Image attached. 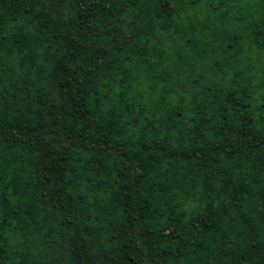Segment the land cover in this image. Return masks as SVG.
Segmentation results:
<instances>
[{
    "label": "trees",
    "instance_id": "trees-1",
    "mask_svg": "<svg viewBox=\"0 0 264 264\" xmlns=\"http://www.w3.org/2000/svg\"><path fill=\"white\" fill-rule=\"evenodd\" d=\"M0 264H264V0H0Z\"/></svg>",
    "mask_w": 264,
    "mask_h": 264
}]
</instances>
